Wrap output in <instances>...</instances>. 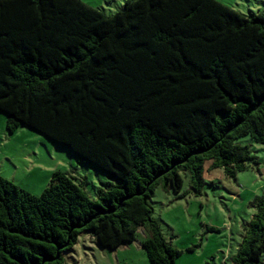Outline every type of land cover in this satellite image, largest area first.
Listing matches in <instances>:
<instances>
[{"label":"trees","instance_id":"obj_1","mask_svg":"<svg viewBox=\"0 0 264 264\" xmlns=\"http://www.w3.org/2000/svg\"><path fill=\"white\" fill-rule=\"evenodd\" d=\"M0 111L9 133L27 126L114 181L92 200L63 171L39 196L0 174V264H66L84 232L115 251L140 230L151 264H177L152 198L184 197L183 172L201 197L208 162L235 180L259 164L237 140L264 144V15L218 0H126L112 15L0 0ZM248 205L231 264H264V192Z\"/></svg>","mask_w":264,"mask_h":264},{"label":"rangeland","instance_id":"obj_2","mask_svg":"<svg viewBox=\"0 0 264 264\" xmlns=\"http://www.w3.org/2000/svg\"><path fill=\"white\" fill-rule=\"evenodd\" d=\"M112 15L126 0H83ZM248 17L264 15V0H218ZM251 147L259 164L252 170L229 177L223 168L205 166V189L201 197L192 195L187 172H183V195L175 199L159 187L152 198L155 219L164 236L182 250L177 264H229L242 239V224L250 221L249 203L264 192V144L251 137L237 140ZM56 171L72 176L92 200L100 188L114 181L101 169L79 157L43 134L22 125L15 133L7 130V115L0 111V174L34 195H41ZM207 227L216 231H207ZM140 230L136 241L116 252L101 248L90 233L80 235L66 264H151L141 243L146 238ZM145 237V238H144ZM194 248L190 251L189 248ZM264 259V255H263Z\"/></svg>","mask_w":264,"mask_h":264},{"label":"crops","instance_id":"obj_3","mask_svg":"<svg viewBox=\"0 0 264 264\" xmlns=\"http://www.w3.org/2000/svg\"><path fill=\"white\" fill-rule=\"evenodd\" d=\"M168 195H170V194H168ZM143 231H144V230H143ZM144 235L146 236V233H144ZM144 238H145V237H144ZM133 243H134V242H133ZM133 243H132V244H133ZM129 245H131V244H129ZM141 245H142V243H141ZM127 246H128V245H127ZM121 247H124V246H121ZM121 247H120V248H121ZM142 247H143V246H142ZM120 248H118V249H120ZM118 249H117V250H118ZM117 250H115V252H116ZM231 257H232V254L229 255V259H228L229 261H230ZM229 264H231V262H229Z\"/></svg>","mask_w":264,"mask_h":264}]
</instances>
